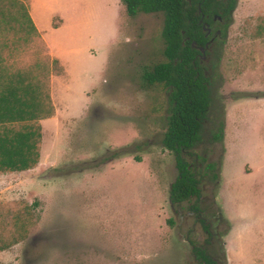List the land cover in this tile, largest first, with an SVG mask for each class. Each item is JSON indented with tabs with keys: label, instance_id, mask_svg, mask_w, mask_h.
Segmentation results:
<instances>
[{
	"label": "rangeland",
	"instance_id": "1",
	"mask_svg": "<svg viewBox=\"0 0 264 264\" xmlns=\"http://www.w3.org/2000/svg\"><path fill=\"white\" fill-rule=\"evenodd\" d=\"M0 6L13 17L0 24V66L44 82L52 105L38 122L36 166L0 173V264H200L192 246L215 264H264V172L225 180L218 203L210 178L225 99L264 92V0H236L224 38L200 63L212 102L187 162L201 173L195 205L209 234L193 200L168 201L176 176L160 143L168 91L141 77L165 61L162 15L128 17L120 0L48 1L43 8L77 12L40 36L16 20L26 0Z\"/></svg>",
	"mask_w": 264,
	"mask_h": 264
},
{
	"label": "trees",
	"instance_id": "2",
	"mask_svg": "<svg viewBox=\"0 0 264 264\" xmlns=\"http://www.w3.org/2000/svg\"><path fill=\"white\" fill-rule=\"evenodd\" d=\"M236 0L222 3L219 0H120L128 17L138 12L162 15L160 37L164 62L144 71L142 81L150 86L161 84L168 91L169 108L166 114L165 130L161 146L171 152L176 176L168 188L170 204L193 200L189 210L196 214L205 233L208 225L199 217L196 202L201 200L197 164L194 148L206 134L204 123L211 108V93L208 77L201 72L196 58V47L207 40L202 24L210 29L220 28V40L230 21ZM19 24L35 32L31 20L20 6ZM220 16L223 23L212 22L213 16ZM13 17L0 6V24H10ZM54 27V25H53ZM215 42V40H214ZM54 62H57L56 60ZM52 113L47 86L26 71L9 72L0 66V173L23 172L36 166L39 159L38 147L41 139L39 120ZM223 121L210 139L221 142ZM194 156V157H193ZM135 162L138 160L134 159ZM193 162V163H194ZM205 162L204 169L213 171L215 165ZM217 173L211 172V180L218 182ZM191 251L200 264H215L213 259L192 246Z\"/></svg>",
	"mask_w": 264,
	"mask_h": 264
},
{
	"label": "crops",
	"instance_id": "3",
	"mask_svg": "<svg viewBox=\"0 0 264 264\" xmlns=\"http://www.w3.org/2000/svg\"><path fill=\"white\" fill-rule=\"evenodd\" d=\"M48 1L71 4L79 0H26L27 15L40 36L45 30L65 27L70 16H75L77 12L75 8L70 10L71 7L66 6L51 10L43 8L42 5ZM53 19L57 21L54 23ZM69 28L71 33L80 30L74 26ZM242 93L243 95L236 97V101V98L231 97L224 101L222 153L214 197L216 203L220 200L225 180L250 179L256 173L264 172V92ZM218 206L221 209L219 204Z\"/></svg>",
	"mask_w": 264,
	"mask_h": 264
},
{
	"label": "flooded vegetation",
	"instance_id": "4",
	"mask_svg": "<svg viewBox=\"0 0 264 264\" xmlns=\"http://www.w3.org/2000/svg\"><path fill=\"white\" fill-rule=\"evenodd\" d=\"M219 1H221L222 3H226V2H229L230 0H219ZM212 22H214V23L216 22V23L221 24V25L223 23L222 19L218 15L213 16ZM202 26L205 27V29H202V30L204 31L205 37L207 38V40L204 42V44L202 46L196 47V51H197L196 58L198 59L199 63L202 62L201 59H203L206 56V54L211 50V48L214 44V40L220 39V30H221L220 28H215V27H213V29H210L208 27L207 23H203ZM207 31H209V32L207 33ZM205 45H206V47H204ZM198 48H203V52H200L198 50ZM195 216H196V214H195ZM199 217H200V215H199ZM196 219L198 220L197 217H196Z\"/></svg>",
	"mask_w": 264,
	"mask_h": 264
},
{
	"label": "water",
	"instance_id": "5",
	"mask_svg": "<svg viewBox=\"0 0 264 264\" xmlns=\"http://www.w3.org/2000/svg\"><path fill=\"white\" fill-rule=\"evenodd\" d=\"M202 29H205V27L202 26ZM208 32H209V31H207V33H208ZM204 47H206V45H205ZM198 50H199L200 52H203V48H198Z\"/></svg>",
	"mask_w": 264,
	"mask_h": 264
}]
</instances>
